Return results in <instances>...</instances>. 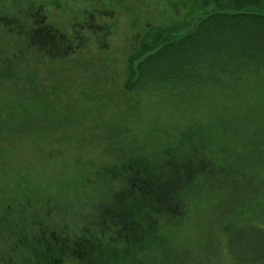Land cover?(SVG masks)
I'll use <instances>...</instances> for the list:
<instances>
[{
    "label": "trees",
    "instance_id": "1",
    "mask_svg": "<svg viewBox=\"0 0 264 264\" xmlns=\"http://www.w3.org/2000/svg\"><path fill=\"white\" fill-rule=\"evenodd\" d=\"M161 4L126 58L124 93L150 114L119 132L130 147L52 178L0 142V264H182L173 236L215 207L229 264H264V0ZM50 6L0 0V136L33 123L24 55L64 56Z\"/></svg>",
    "mask_w": 264,
    "mask_h": 264
},
{
    "label": "rangeland",
    "instance_id": "2",
    "mask_svg": "<svg viewBox=\"0 0 264 264\" xmlns=\"http://www.w3.org/2000/svg\"><path fill=\"white\" fill-rule=\"evenodd\" d=\"M155 2L59 0L61 6H50V23L63 35L55 42L56 51L64 56L50 61L33 51L24 55L20 62L31 79L22 81L34 86L27 96L24 84L20 90L28 99L35 97L29 104L33 123L22 121L19 129L4 130L0 142L17 147L16 156L52 178L83 174L88 159L96 166L111 163L117 149L130 147L131 131L128 135L119 132L133 129L131 119L137 112L148 120L150 114L148 106L124 93L126 58L133 50L136 29H142L146 22L164 21L162 0L156 7ZM90 14L92 20H88ZM38 37L44 39L40 33ZM0 90L10 92L11 88ZM17 103H11L13 110ZM136 104L141 107L132 109ZM222 212L215 207L213 218L205 221L201 220L204 214L197 215L181 225L171 244L182 264L231 262L225 251L227 241L219 238L217 221Z\"/></svg>",
    "mask_w": 264,
    "mask_h": 264
}]
</instances>
